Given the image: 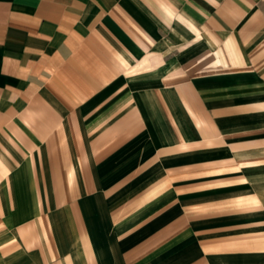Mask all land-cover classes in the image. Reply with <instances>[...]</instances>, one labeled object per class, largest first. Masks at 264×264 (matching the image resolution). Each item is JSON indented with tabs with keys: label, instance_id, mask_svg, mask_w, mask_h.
Listing matches in <instances>:
<instances>
[{
	"label": "crops",
	"instance_id": "crops-1",
	"mask_svg": "<svg viewBox=\"0 0 264 264\" xmlns=\"http://www.w3.org/2000/svg\"><path fill=\"white\" fill-rule=\"evenodd\" d=\"M0 264H264V0H0Z\"/></svg>",
	"mask_w": 264,
	"mask_h": 264
}]
</instances>
